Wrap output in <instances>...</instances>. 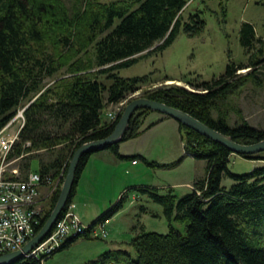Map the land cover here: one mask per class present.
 <instances>
[{"label": "trees", "instance_id": "16d2710c", "mask_svg": "<svg viewBox=\"0 0 264 264\" xmlns=\"http://www.w3.org/2000/svg\"><path fill=\"white\" fill-rule=\"evenodd\" d=\"M190 2L77 0L75 16H70L59 0H0V131L28 102L26 124L11 158L22 157L23 178L32 172V163L37 159L40 167L34 173L41 176L46 188L48 182L54 183L63 176L59 189L42 197L44 210L38 218L36 234L58 202L75 152L82 145L113 133L123 112L115 122L106 123L102 120L106 107L121 103L147 80V76L123 78L118 72L163 52L181 31L196 37L205 30L202 11L184 21L183 13ZM222 12L226 17V10L222 8ZM82 35L93 46L92 59L88 64L82 60L71 63L67 72L83 74L57 81L45 90L49 81L68 67L67 58H60L63 52L76 56L83 53ZM240 44L250 56L249 67L264 63V39L257 37L253 24L241 26ZM243 68L229 64L220 79L197 86L207 91L205 94L170 87L148 94L147 98L184 111L237 143L255 144L264 140V131L246 122L230 127L224 112L217 120L212 117L217 103H224L233 94L235 86L230 81ZM91 69L96 72L84 74ZM147 112L153 111L140 110L134 115L121 143L141 135V117ZM179 125L185 150L195 161L206 162V174L181 199L173 195V190L162 195L154 187L132 188L163 208L170 232L142 231L129 243L135 254L122 249L107 251L98 260L85 264H264V166L247 175H235L229 168L233 154L227 148ZM121 143L101 151H109L122 161L141 159L151 167L175 168L179 164L162 165L149 162L144 156H124ZM101 151L82 158L67 206L74 201L90 157ZM42 153H47L49 159L42 158ZM242 157L263 159L259 154ZM225 178L234 182L230 188L223 186ZM127 193L85 233L69 238L49 258L41 261L25 256L12 264H44L80 239H93L94 230L124 208ZM64 215L65 210L60 218ZM174 222L185 224L186 232L175 229Z\"/></svg>", "mask_w": 264, "mask_h": 264}, {"label": "rangeland", "instance_id": "374dc122", "mask_svg": "<svg viewBox=\"0 0 264 264\" xmlns=\"http://www.w3.org/2000/svg\"><path fill=\"white\" fill-rule=\"evenodd\" d=\"M59 1L70 16H75L77 0ZM101 1L109 2V0ZM222 8L226 10V17L222 12ZM198 11H202L201 17L206 21V28L199 36L189 37L184 31H181L173 45L163 52L151 54L140 59L138 64L118 72L119 76L123 78L147 76V80L135 93L128 95L123 100L124 102L122 101L121 105L122 107L125 106L124 108L120 107V104L107 106L102 117L104 122H115L120 112H124L131 101L147 98L148 94L160 89L181 87L190 92L205 94L207 91L197 86H201L204 82L220 79L226 73L229 64H233L244 66V68L239 70L237 77L230 81L235 86L233 94H230L224 103H217L218 105L212 111V117L217 120L221 112H224L230 127L246 122L250 126L264 131V63L255 68L249 67L250 56L240 44V29L244 23L253 24L257 37L264 39V0H191L183 13L184 21H188ZM83 38L84 35L80 39L82 42L80 50L83 53L76 56L75 53L69 55L63 52L60 58H67L66 65L68 67H65L55 79L49 81L45 90L57 81L83 74L73 75L67 72L71 63L82 60L88 64L92 59L93 46L84 41ZM94 72L96 70L91 69L85 71L84 74ZM101 78L107 83L105 77ZM45 90L35 99L43 94ZM28 104V102H24L17 111L27 108ZM154 113L156 114V112H147L141 117L143 121L141 135L136 139L121 143V151L130 157L144 156L149 162L155 163L163 161L160 159L168 158L169 156H166L168 154L172 155V160H168L169 164L167 165L177 164V159L182 154L181 144L185 148V140L180 125L179 131L169 124L155 127L157 125L154 124L155 118H160V116L165 119L172 118L160 113L153 115ZM17 114L16 112L15 116ZM19 126L20 123L12 125L10 131H17ZM185 155V157H190L187 151ZM259 156L263 159L250 160L232 155L229 165L230 171L235 175L250 174L255 168L264 166V153H260ZM42 158L48 160L49 156L47 153H42ZM132 162L134 164L131 159L122 161L123 169L116 172L113 171V168H106L101 180L95 179L94 175L90 174L91 176H89V173H86L81 183V190L93 197L91 204L83 206L84 204L81 202L83 195L79 193L78 197L74 198L76 200L65 208L66 213L75 212L81 222L89 217L91 219L95 218L93 222H96L119 201V198H115L118 191L128 189L125 191V193H128L124 208L108 220L109 228L105 230L106 235L104 236L100 230H94L95 234L91 236L93 239H80L72 244L69 249L46 260L44 264H85L98 260L107 251L118 249L128 250L135 254L129 245L133 238L142 231L167 234L170 232V224L160 205L151 201L147 196L136 192L131 187L154 186L162 195H167L170 190H173V195L181 199L191 193L190 190H193L194 185L189 184L196 177L200 179L206 174V162L203 161L189 159L183 165L175 168L151 167L141 159L136 160L138 166L135 167ZM22 164L23 159L20 157V161L15 162L11 168L20 169L19 171L23 177ZM39 167L40 162L35 159L31 171L38 172ZM62 177L52 183V193L59 189ZM233 183L229 178L223 180V186L227 188H230ZM63 185L64 182L62 187ZM46 193L47 190L45 189L43 195ZM41 202L39 208L44 210V205ZM110 203L112 204L110 205ZM107 207H109L107 210H103ZM106 221H103V223ZM82 224L85 226L83 222ZM86 227L89 229V226L86 225ZM173 227L182 233L186 232L185 224L174 222Z\"/></svg>", "mask_w": 264, "mask_h": 264}, {"label": "built area", "instance_id": "2783aa9c", "mask_svg": "<svg viewBox=\"0 0 264 264\" xmlns=\"http://www.w3.org/2000/svg\"><path fill=\"white\" fill-rule=\"evenodd\" d=\"M26 109L17 111L18 114L0 131V256L21 250L37 235L35 227L39 224L38 218L42 212L39 204L43 191L47 190L46 197L53 194L49 179V186L46 188L39 174L30 172L23 178L20 169L11 168L15 162L20 161V158L13 160L11 153L25 126ZM16 123H20L18 130L11 132V126ZM108 223L109 221L105 227L98 228L104 236ZM86 230L87 227L75 212H65L64 224L56 231V235H50V240L42 244L41 249L31 252L39 253V260L40 253H47L49 258L55 253V247L62 245V239L66 236L76 237Z\"/></svg>", "mask_w": 264, "mask_h": 264}, {"label": "water", "instance_id": "95a60500", "mask_svg": "<svg viewBox=\"0 0 264 264\" xmlns=\"http://www.w3.org/2000/svg\"><path fill=\"white\" fill-rule=\"evenodd\" d=\"M140 110H150L168 116L177 121L179 124H182L196 131L202 136L214 141L215 143L224 146L233 155L242 157L264 153V140L251 145L240 144L235 142L231 136L212 129L208 125L184 111L147 98L135 99L126 106L113 133L109 137L86 143L75 152L70 162L58 202L42 230L21 250L0 256V264H12L23 259L27 254L34 250L38 244H40L46 237L50 235L52 229L61 217L69 200L71 199L76 183L78 167L82 158L91 152L101 151L107 147L121 143L129 129L133 116Z\"/></svg>", "mask_w": 264, "mask_h": 264}, {"label": "crops", "instance_id": "0c3cea01", "mask_svg": "<svg viewBox=\"0 0 264 264\" xmlns=\"http://www.w3.org/2000/svg\"><path fill=\"white\" fill-rule=\"evenodd\" d=\"M153 115H157V113L153 114ZM159 115V114H158ZM154 124L156 125L155 127H158L160 125H163V124H169L170 126H174L178 131H179V123L176 122L175 120L173 119H165V118H155L154 120ZM182 146V154H181V157L183 155V157L177 159L179 164L176 166V167H179L181 165H183L186 161H188L189 159L190 160H194L193 158L191 157H185L186 155V150L183 146V144H181ZM120 152L122 155L124 156H129V155H125L124 153H122L121 151V145H120ZM166 156H169L168 158L166 157V159H160V160H163V161H159L157 162L158 164H162V165H167L169 164L168 160H172V155H166ZM195 161V160H194ZM132 165L133 166H138V164H133L132 162ZM123 163L121 160H119L117 157H115L111 152L109 151H101V152H98V153H95L93 154L87 165H86V168L85 170L83 171L81 177H80V180L78 182V185H77V192H76V195H75V198L78 197L79 193L81 194L82 193V197H81V202L84 204L83 206H86V204H91L92 202V196H89V194H86V192L84 190H81V183L83 181V177L85 178V175L86 173L88 174L89 173V176H91L90 174L94 175L95 176V179H98V180H101L102 179V176H103V173H104V170L106 168H113V171L115 170L116 171H119V170H122L123 168ZM122 172V171H121ZM204 176V175H203ZM200 177V176H199ZM198 177H196L194 179V181L192 183H190L189 185H194L196 180H197ZM91 179V178H90ZM189 185H188V188H189ZM134 187H143L142 185L140 186H132L131 188H134ZM148 187H154V186H148ZM80 188V189H79ZM154 188H157V187H154ZM123 189H120L117 193V197L115 198H120L123 196V194L125 193L126 190L128 189H125L124 191H122ZM45 191V190H44ZM192 191V190H190ZM76 200V199H75ZM74 200V201H75ZM112 203H110L111 205ZM109 207L103 209V210H107ZM93 220H95V218L91 219V217L89 218H86L84 221L82 220V222L85 224V225H91L93 223Z\"/></svg>", "mask_w": 264, "mask_h": 264}, {"label": "bare ground", "instance_id": "6f19581e", "mask_svg": "<svg viewBox=\"0 0 264 264\" xmlns=\"http://www.w3.org/2000/svg\"><path fill=\"white\" fill-rule=\"evenodd\" d=\"M124 102V101H123ZM123 102H121V103H119L120 104V107H122V103ZM125 104V103H124ZM125 106H123L122 108H124ZM120 109V108H119ZM122 111V110H121ZM121 113V112H120ZM106 222H108V221H106ZM106 222L105 223H102L103 225L101 226H99V227H105V224H106ZM63 224H64V216L62 217V218H60L58 221H57V223L55 224V226H54V230H52V233H51V235H56V231H59L60 230V227L61 226H63ZM86 226V225H85ZM89 226V225H88ZM88 229V228H87ZM95 233H93V235H94ZM73 237H75V236H66L64 239H62V245H58V247H55V252H57V250H59L60 248H62V246L64 245V243L69 239V238H73ZM98 238V237H97ZM102 238V237H101ZM50 240V236H49V238L48 237H46L40 244H38L37 245V247H35L34 249H41V247H42V244H46V241H49ZM27 257H29V258H35V259H38L39 260V253H37V252H30L29 254H27L26 255ZM47 257V253H40V260H43L44 258H46Z\"/></svg>", "mask_w": 264, "mask_h": 264}]
</instances>
